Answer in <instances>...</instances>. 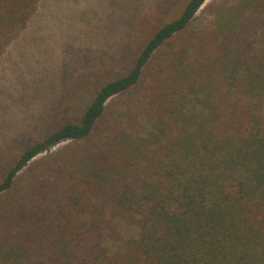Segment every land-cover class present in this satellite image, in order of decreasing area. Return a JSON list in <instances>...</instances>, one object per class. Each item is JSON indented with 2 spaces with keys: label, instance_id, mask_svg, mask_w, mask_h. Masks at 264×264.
<instances>
[{
  "label": "trees",
  "instance_id": "1",
  "mask_svg": "<svg viewBox=\"0 0 264 264\" xmlns=\"http://www.w3.org/2000/svg\"><path fill=\"white\" fill-rule=\"evenodd\" d=\"M207 1L143 13L78 119L0 142V264H264V0ZM41 2L0 0V58Z\"/></svg>",
  "mask_w": 264,
  "mask_h": 264
},
{
  "label": "rangeland",
  "instance_id": "2",
  "mask_svg": "<svg viewBox=\"0 0 264 264\" xmlns=\"http://www.w3.org/2000/svg\"><path fill=\"white\" fill-rule=\"evenodd\" d=\"M187 2L42 0L28 30L0 58V142L19 151L78 119L96 86L134 66V27L143 13L168 19ZM122 232L128 240L136 230ZM122 245L108 241L112 253Z\"/></svg>",
  "mask_w": 264,
  "mask_h": 264
}]
</instances>
